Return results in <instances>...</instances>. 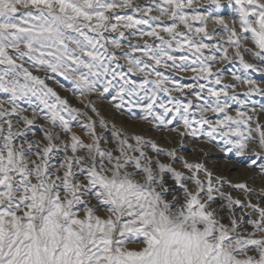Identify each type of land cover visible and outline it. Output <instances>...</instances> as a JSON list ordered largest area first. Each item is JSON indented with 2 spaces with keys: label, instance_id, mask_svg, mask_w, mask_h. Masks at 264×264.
<instances>
[{
  "label": "snow or ice",
  "instance_id": "1",
  "mask_svg": "<svg viewBox=\"0 0 264 264\" xmlns=\"http://www.w3.org/2000/svg\"><path fill=\"white\" fill-rule=\"evenodd\" d=\"M0 264H264V0H0Z\"/></svg>",
  "mask_w": 264,
  "mask_h": 264
},
{
  "label": "rangeland",
  "instance_id": "2",
  "mask_svg": "<svg viewBox=\"0 0 264 264\" xmlns=\"http://www.w3.org/2000/svg\"><path fill=\"white\" fill-rule=\"evenodd\" d=\"M186 151H187V149H186ZM211 153H219V155L217 157H213V156H211L212 155ZM192 155L195 156V153H192ZM200 158L205 159V157H200ZM206 159H207V164L210 168L218 169L220 174H224V175L226 174L227 176H229L230 179H241V177L244 178L248 174V171H251V170L245 168L242 164H237V163H235V161L230 162V161L226 160L223 157V155L219 152L218 149H214V150L208 152ZM230 163H232L233 165L236 166V168L239 169L238 174L236 171H226L225 169H222V167H224L226 164L228 165ZM241 171H242V173H240Z\"/></svg>",
  "mask_w": 264,
  "mask_h": 264
},
{
  "label": "bare ground",
  "instance_id": "3",
  "mask_svg": "<svg viewBox=\"0 0 264 264\" xmlns=\"http://www.w3.org/2000/svg\"><path fill=\"white\" fill-rule=\"evenodd\" d=\"M212 155L211 156H213V157H217L218 155H219V153H211ZM210 160V159H209ZM216 161V160H215ZM223 163V162H222ZM216 165V164H215ZM224 165V164H223ZM221 167V166H220ZM233 168H236V166L235 165H233L232 163H230V164H226L224 167H222V169H225L226 171H230L231 169H233ZM242 170V169H241ZM234 173V172H233ZM240 173H242V171L240 172ZM237 174H238V172H237ZM226 175V174H225ZM253 175H255V173L254 172H252V171H248V174L246 175V176H253ZM227 176V175H226ZM240 176V175H239ZM242 178V177H241Z\"/></svg>",
  "mask_w": 264,
  "mask_h": 264
}]
</instances>
